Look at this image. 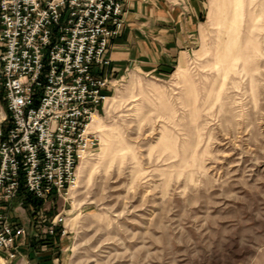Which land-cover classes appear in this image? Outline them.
Returning <instances> with one entry per match:
<instances>
[{"label":"rangeland","instance_id":"1","mask_svg":"<svg viewBox=\"0 0 264 264\" xmlns=\"http://www.w3.org/2000/svg\"><path fill=\"white\" fill-rule=\"evenodd\" d=\"M200 22L179 64L113 76L77 188L11 211L29 234L6 264H264V0Z\"/></svg>","mask_w":264,"mask_h":264},{"label":"built area","instance_id":"2","mask_svg":"<svg viewBox=\"0 0 264 264\" xmlns=\"http://www.w3.org/2000/svg\"><path fill=\"white\" fill-rule=\"evenodd\" d=\"M124 13L122 0H0V263L29 234L11 211L37 218L76 186L114 85L108 50Z\"/></svg>","mask_w":264,"mask_h":264},{"label":"crops","instance_id":"3","mask_svg":"<svg viewBox=\"0 0 264 264\" xmlns=\"http://www.w3.org/2000/svg\"><path fill=\"white\" fill-rule=\"evenodd\" d=\"M124 28L111 42V72L161 73L189 53V42L201 27L206 0H122Z\"/></svg>","mask_w":264,"mask_h":264},{"label":"bare ground","instance_id":"4","mask_svg":"<svg viewBox=\"0 0 264 264\" xmlns=\"http://www.w3.org/2000/svg\"><path fill=\"white\" fill-rule=\"evenodd\" d=\"M95 116H96V115H95ZM94 119H95V117H94ZM92 122H96V121L93 120ZM92 122H91V123H92ZM91 123H90V125H91ZM91 128H92V127H91ZM76 184H77V183H76ZM77 186H78V185H76L75 187H73L72 192L77 188ZM0 264H1V263H0Z\"/></svg>","mask_w":264,"mask_h":264},{"label":"trees","instance_id":"5","mask_svg":"<svg viewBox=\"0 0 264 264\" xmlns=\"http://www.w3.org/2000/svg\"><path fill=\"white\" fill-rule=\"evenodd\" d=\"M29 201H32V200H29ZM29 211H31V210H29ZM31 215H32V213H31ZM33 216L35 217V215H33ZM57 234H58V235L61 234V230H60V229L57 230Z\"/></svg>","mask_w":264,"mask_h":264}]
</instances>
